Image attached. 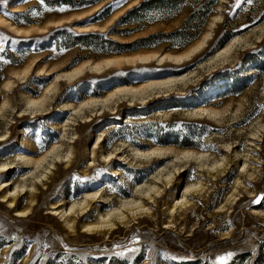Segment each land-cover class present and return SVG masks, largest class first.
Wrapping results in <instances>:
<instances>
[{"label":"rangeland","instance_id":"rangeland-1","mask_svg":"<svg viewBox=\"0 0 264 264\" xmlns=\"http://www.w3.org/2000/svg\"><path fill=\"white\" fill-rule=\"evenodd\" d=\"M219 3L220 0H6L0 3V107L6 101L9 103L4 116H0V160L16 161L14 166H19L0 173V185L9 182L8 188L14 189L18 182L26 181L22 177L27 171H32L30 177L44 172L42 167L23 168L18 153L22 150L40 157L59 144L62 124L70 116L68 111L64 114L59 111L66 102L78 104L90 97L104 96L117 86H142L149 79L182 74L197 67L232 37L264 24V0H227L222 11ZM220 14L223 21L192 61L182 65L172 62L161 65L155 60L122 63L103 73H88L74 83L63 81L49 109L43 115L31 114L33 107L22 93L41 96L58 72L116 56L183 53L201 39L211 20ZM115 49L125 51L114 53ZM236 56L233 65L198 71L184 91L161 96L146 106L127 107L128 102H124L119 112L114 113L115 119L109 120L100 112L96 118L93 113L90 121L80 118L73 129L76 139L72 143L74 154L70 163L58 160L35 189L28 186L20 193L17 207L10 208L0 198V264H264V216L252 213L253 209L264 210V133L259 131L261 138L253 142L259 143L257 150L248 142L253 127L264 124V37L239 50ZM25 71L30 73L17 84L24 83L13 92H6L8 81ZM44 73L49 74L40 76ZM173 107L228 110L227 118L232 113L236 120L238 116L243 121L232 126L226 117L224 122H217L190 120L181 113L157 115L159 110L169 111ZM113 123L117 128H111ZM218 123L224 125L219 134L234 142L238 150L252 149L257 156L252 167L256 173L252 180L245 181L241 200L235 201L230 211L213 215L231 194L238 177V164L234 162H230L227 170V185L222 187L220 181L213 185L208 203L211 208H203L195 220L189 218L184 224L181 221L185 218L180 215L176 225L169 226L165 223L168 218L158 213L157 223L137 219L121 227L119 224L108 234L93 233L85 231L83 224L99 219L98 212H104L102 207H106L103 203L100 208L93 204L88 213L77 218L72 229L51 209L52 205H69L70 201L77 202L86 193L101 189L105 195L118 189L130 195L134 183L144 182L153 174L156 165L134 169L123 163L119 155L113 157V165L106 167L101 159L102 147L96 150L94 158L91 156L98 136L105 139L101 143L104 151L122 140L179 151L204 150L206 140L218 131L214 128ZM212 149L214 155L224 154L218 141ZM112 166L119 167L123 173L113 175ZM30 204L32 210L27 215H17L16 209ZM204 216L210 221H205L201 231L196 232ZM213 223H227V226L208 230Z\"/></svg>","mask_w":264,"mask_h":264},{"label":"bare ground","instance_id":"bare-ground-1","mask_svg":"<svg viewBox=\"0 0 264 264\" xmlns=\"http://www.w3.org/2000/svg\"><path fill=\"white\" fill-rule=\"evenodd\" d=\"M225 2H227V0H220L218 6L219 10L222 11L221 7ZM222 21V14L214 17L209 24V30L195 45L191 46L183 53L176 55L144 53L106 58L102 61L77 66L68 71L58 72L55 74L53 81L44 89L41 96L34 97L32 94H22L27 104L33 107L31 108V114L36 116L42 113L41 115H43L44 112L49 109L50 104L54 102L53 99L56 97V91L59 89V85L63 81L74 83L88 73H103L113 67L120 66L122 63H150L152 60H155L161 65L166 62H172L176 65L185 64L186 62L192 61L196 55L202 52L207 46L208 41L213 37L214 30L218 23H221ZM79 28L88 29V27ZM263 37L264 24L252 28L249 32L232 37L224 46L220 47L205 60L199 62L197 67L182 74L149 79L144 82L142 86H117L104 96L90 97L78 104L66 102L61 108H59V111L61 114L68 111L70 116L65 123L62 124L63 135L59 144L54 145L40 157L28 155L22 150L18 153V157L24 164L22 166L23 168H29L31 166L33 170H36L42 167L44 172L35 175V177H30L29 174L32 173V171H30V173L27 171L22 177V179L26 181L22 184L18 182L14 189L8 188V185H10L9 182H2L0 185V198H2L3 202L8 203L10 208H13L14 206L17 207V199L18 196H20V193L27 190L26 188L28 186L30 189H35L38 182H43L48 174L54 169L53 167L58 160L69 164L72 155L74 154V146H72V143L76 139V133L73 129L80 118L85 121H90L93 113H95L96 118L98 112H100L102 115L108 116L109 120L115 119L114 113L119 112L120 106L124 102H128V106L126 105L127 107H137L139 104L146 106L150 101L158 99L161 96L171 95L175 91H184L185 87L191 80H193V76H195L198 71L205 68L211 70L212 68L227 64L233 65L236 62V55L239 50L251 47L255 43L261 41ZM29 73L30 72L25 71L23 75L16 74L14 80H9L6 84V92H13L14 88L23 84L24 82L17 83L21 80H25ZM49 73L40 74V76ZM7 106H9L8 101L0 107V116H4V110ZM107 110H110L111 112H107ZM227 112L228 110L219 111L202 107H195L192 109L173 107L169 111L162 112L159 110L157 115L165 117L170 114L181 113L190 120L209 119L217 122H224L222 120L226 117L228 125L232 126L243 121V118L238 119V116H236V120L232 113L230 114V117L227 118ZM128 121H130V119H127V122ZM111 125V128H117L116 123ZM260 127L263 130H259ZM214 128L218 131L215 132L216 134L213 137L210 136L206 140L204 150L184 149L179 151L173 147H164L152 143L149 144L151 145V147H149L147 144H137L135 142L122 140L116 143L112 149L104 151V147L101 146V143H103L105 139L102 140L103 135H100L97 137L91 150V156L93 158L96 155V150L102 147L101 159L106 167L113 165V157L119 155L120 160L123 161V163L130 165V167L134 169L142 167H144L143 169H149L156 165L153 174L144 182L134 183L130 195L126 194L127 192L122 189H118L111 195H105L103 194L104 189H101L88 192L77 202L70 201L69 205L65 203L52 205L51 209L55 214L64 218L66 225L72 229L75 226L77 218L88 213L93 204L97 203L96 206L100 208V206H102L100 203H103L106 207H102L104 212H98L99 219L96 222H85L83 224L85 231L93 233L108 234L110 231H114L119 224L120 226L118 227H121V224H128L137 219H143L148 222V224L153 221L157 223L158 213H161V216L168 218L165 223L169 226L176 225V221L179 220L180 215L185 218L181 221V224H184L189 218L195 220L196 215L200 213L203 208H206L205 210L211 208V205L208 203L210 202L211 192H213L212 187L219 181L222 183V187L227 185L225 183V179L229 175L227 170L229 169L230 162H234V164H238V169L236 171L238 177L234 181L231 194L227 197L224 203L218 206V209L213 215H221L225 210L230 211L232 204L237 200H241L240 195L242 189L245 188V181L252 180V177L256 173L255 170L252 171V167L253 160L255 161L257 156L253 155L251 152L253 151L252 149H250L251 151L238 150L237 145H234V142L229 140L226 136L219 134L221 133L220 130L224 129V125L221 123H218ZM237 129L239 130V128ZM259 131L264 133V124H261L259 127L254 126L251 131V136L253 138L251 137L250 140H248V142H250L249 145L251 147H256V150L259 143L253 144V142L259 141L261 138ZM4 135H6V132L2 136ZM216 141H218L223 148L221 151L224 152V154L221 157L217 154L214 155L212 149V146L215 145ZM63 146L65 147L62 149ZM233 152L234 155L231 154ZM15 164L16 161L2 162L0 160V173L13 167H19L14 166ZM193 168L195 169L193 170ZM111 170V173L115 176L123 173L119 167L116 168L112 166ZM189 175H193L192 178H189ZM30 179L31 181L28 185L27 182ZM43 185H45V183ZM169 189L168 196L165 198L164 195L167 194ZM35 197L36 194L33 196L31 200L32 202L35 200ZM31 210L32 207L30 204L22 209H16L15 211L17 215L25 216ZM252 213L257 217L264 216V210L253 209ZM205 221H210V218L204 216V219L200 222V226L196 228V232L201 231L202 225ZM225 226H227V223L222 225L213 223L208 230L225 228ZM180 232L186 234L184 230H180ZM195 235L196 233L193 237ZM187 236H192V234H188Z\"/></svg>","mask_w":264,"mask_h":264},{"label":"trees","instance_id":"trees-1","mask_svg":"<svg viewBox=\"0 0 264 264\" xmlns=\"http://www.w3.org/2000/svg\"><path fill=\"white\" fill-rule=\"evenodd\" d=\"M110 42H112L113 44H117V45H120V46H124V45H122L121 43H119V42H117V41H111V40H110ZM123 51H125V50H118V49H115L113 52H114V53H121V52H123Z\"/></svg>","mask_w":264,"mask_h":264},{"label":"snow or ice","instance_id":"snow-or-ice-1","mask_svg":"<svg viewBox=\"0 0 264 264\" xmlns=\"http://www.w3.org/2000/svg\"><path fill=\"white\" fill-rule=\"evenodd\" d=\"M4 2H6V0H0V3H4Z\"/></svg>","mask_w":264,"mask_h":264}]
</instances>
